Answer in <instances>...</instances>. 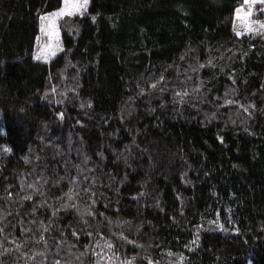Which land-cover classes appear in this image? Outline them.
<instances>
[{
  "label": "trees",
  "instance_id": "trees-1",
  "mask_svg": "<svg viewBox=\"0 0 264 264\" xmlns=\"http://www.w3.org/2000/svg\"><path fill=\"white\" fill-rule=\"evenodd\" d=\"M61 3L0 0V264H264L243 0H89L35 60Z\"/></svg>",
  "mask_w": 264,
  "mask_h": 264
},
{
  "label": "snow or ice",
  "instance_id": "snow-or-ice-1",
  "mask_svg": "<svg viewBox=\"0 0 264 264\" xmlns=\"http://www.w3.org/2000/svg\"><path fill=\"white\" fill-rule=\"evenodd\" d=\"M261 3H264V0H260ZM88 0H63V6L52 13H47L41 16V28L45 30L47 28L49 35L55 37L57 29V21L65 15H75L77 13H82L86 7ZM256 0H243V4L237 7L235 10V15L237 19L245 21L244 31H258L259 29L252 27V24L255 23L259 25L260 28H264V22L261 21H251L252 8L251 5H254ZM240 34L239 32L237 33ZM40 57H37L39 59ZM47 59V56H44ZM163 79V77H161ZM155 87V85H153ZM108 248H111V243L107 244ZM128 264H131L129 261Z\"/></svg>",
  "mask_w": 264,
  "mask_h": 264
},
{
  "label": "rangeland",
  "instance_id": "rangeland-1",
  "mask_svg": "<svg viewBox=\"0 0 264 264\" xmlns=\"http://www.w3.org/2000/svg\"><path fill=\"white\" fill-rule=\"evenodd\" d=\"M258 4H261L260 0H256V3L254 5H251V8H252L251 21H253V22H255V21L264 22L262 19L255 16L259 10V8L257 7ZM87 5H88V3H87ZM87 5H86V7H87ZM62 6H63V0L61 3V6L59 8H61ZM58 9H56V10H58ZM59 20L57 21V29H56L55 37L49 35L47 28H45V30H42L41 20H40V24H39L40 33H39V40H38L39 43H38V46H37V48L33 54V58L35 60L47 61L49 58L53 57L59 51L58 40L60 38V32H61ZM238 23L240 24L239 25L240 27L238 26ZM234 26L238 29V31H240L242 28L244 29L245 21H243L241 19H238L236 21V19H235ZM252 27L259 29L258 31H264V28H260L259 25H256L255 23L252 24ZM44 56H47V59H45ZM37 57H40V58L37 59Z\"/></svg>",
  "mask_w": 264,
  "mask_h": 264
}]
</instances>
